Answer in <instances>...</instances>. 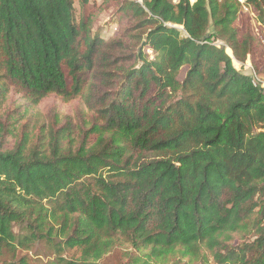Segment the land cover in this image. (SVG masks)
Returning a JSON list of instances; mask_svg holds the SVG:
<instances>
[{
  "label": "trees",
  "instance_id": "16d2710c",
  "mask_svg": "<svg viewBox=\"0 0 264 264\" xmlns=\"http://www.w3.org/2000/svg\"><path fill=\"white\" fill-rule=\"evenodd\" d=\"M216 39L264 77L235 0H0V264H264V90Z\"/></svg>",
  "mask_w": 264,
  "mask_h": 264
},
{
  "label": "rangeland",
  "instance_id": "374dc122",
  "mask_svg": "<svg viewBox=\"0 0 264 264\" xmlns=\"http://www.w3.org/2000/svg\"><path fill=\"white\" fill-rule=\"evenodd\" d=\"M90 1L94 2L95 4H99L101 2V0H90ZM244 16H246V15H244ZM99 27H100L99 28L100 29V33L103 36V38H109V37L115 36L117 34V32L119 31V29H120V26L116 22H107L106 19L102 20L99 23ZM232 56H233V54H232ZM234 60L237 61L236 58ZM245 62H247V61H245ZM262 62H263V64L261 66H263V70H261V72L264 74V57L262 58ZM243 70H245V69H243ZM186 71H187V67L183 66L181 68V70H180L179 75H178V79L179 80H182L184 78ZM10 100H12V99H10ZM10 104H11L10 101L7 102V106H9ZM79 104H81V100H76V101H73L72 103H69L66 106H61L60 110H61L62 113L66 112V111H69L70 113L73 114L75 108ZM51 105L59 106V103H58V101L54 100L53 98H48L45 102L39 104V106H37V108L33 111L34 116H35V114H37V115H39L41 120H46V114H47L48 109H49V107ZM10 108L12 109L11 105H10ZM23 254L25 255L26 252H23ZM27 258H28V260H29V262L31 264H33L32 260L36 259L33 256L32 252H28ZM1 260H2V258H0V262H1ZM123 262H124V258L122 256V251H121L120 248H118V249H114L113 251H111L108 254H106L102 259H100L98 261L97 264H122Z\"/></svg>",
  "mask_w": 264,
  "mask_h": 264
},
{
  "label": "built area",
  "instance_id": "2783aa9c",
  "mask_svg": "<svg viewBox=\"0 0 264 264\" xmlns=\"http://www.w3.org/2000/svg\"><path fill=\"white\" fill-rule=\"evenodd\" d=\"M173 4H177L179 0H170ZM190 3H193L195 0H189ZM236 3L239 6V11L241 14L246 15L252 26V30L254 35L256 36L257 39L260 40L261 43H264V20L259 18L258 11L255 8L254 4L250 2L249 0H235ZM182 29V28H179ZM213 45L217 47H221L225 50L227 54L232 58V64L233 66L238 69V70H243L246 72L251 79V83L259 88H262L264 90V77L258 74L250 61L247 62H241L239 60H234V56H232V50L230 47L223 42L222 40L216 39L211 42ZM146 52L148 54L149 59H153L154 54L152 49L146 48ZM238 67V68H237Z\"/></svg>",
  "mask_w": 264,
  "mask_h": 264
}]
</instances>
